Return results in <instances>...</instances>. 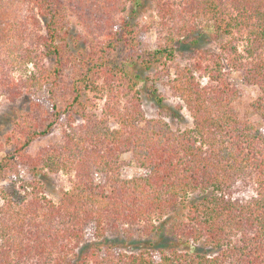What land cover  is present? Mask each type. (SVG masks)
<instances>
[{
  "label": "trees",
  "instance_id": "16d2710c",
  "mask_svg": "<svg viewBox=\"0 0 264 264\" xmlns=\"http://www.w3.org/2000/svg\"><path fill=\"white\" fill-rule=\"evenodd\" d=\"M114 1L104 0L96 21ZM153 1L161 32L157 49L142 48L140 31L127 21L106 31L105 24L99 59L79 60L84 68L64 80L66 53L58 40L64 37L67 6L62 0H33L44 33L37 56L20 45L37 69L28 80L53 84L54 95L63 87V112L72 123L62 130V141L32 155L27 147L48 134L62 112L45 110L35 126L30 115L17 122L14 150L0 160L5 181L0 185V264H264V132L237 116L232 103L239 90L229 78L231 71L240 72L242 81L255 87L251 106L264 119V0ZM187 12L192 20H185ZM205 28L220 39L217 49H198L189 64L176 66L169 84L183 102L178 107L192 117L191 127L175 130L161 116L146 117L124 65L109 72L101 115L86 112L82 90L98 89L89 73H103V62L115 47L129 50L130 63L150 64L160 56L172 58L178 41L197 44ZM47 59L53 68L45 66ZM25 83L0 71V94L9 100L21 95ZM125 93L130 102L120 107L117 98ZM155 99L163 101L161 95ZM30 105L35 112L41 107ZM123 153L145 173L123 177L121 168L128 164ZM21 166L31 178L20 173ZM42 170L68 175L70 186L57 201L45 193L38 178ZM170 215L175 218L166 228L169 248L150 244L134 251L106 242L107 236L120 237L132 228L153 236L157 223Z\"/></svg>",
  "mask_w": 264,
  "mask_h": 264
},
{
  "label": "rangeland",
  "instance_id": "374dc122",
  "mask_svg": "<svg viewBox=\"0 0 264 264\" xmlns=\"http://www.w3.org/2000/svg\"><path fill=\"white\" fill-rule=\"evenodd\" d=\"M85 1L87 3H83V0H62L63 4L67 6L64 10L65 23L62 31L64 37L58 40L64 45L63 49L66 53V76L64 75L62 79H69L80 72V68L83 66L79 60L85 58L92 62V59L96 60L100 56L99 44L106 38L102 29L105 24L107 25L106 31L110 27L118 28L119 25L127 21L134 29L140 31L139 39L142 48L147 50L158 48L161 32L157 30L158 17L153 0H115L108 7L110 8L109 13L99 21L96 20L98 16H101L104 0H99L98 4L90 3L89 0ZM40 19L33 0H0V62H2L0 64H3L0 71H5L15 83L28 82L25 83V86H21L22 93L15 101L9 100L5 94H0V160L14 150L16 137L13 133L20 130L21 126L18 127L17 122H22L24 115L36 118V122L29 121L32 126H35L39 123L37 120L45 115V110L53 111L56 109L62 112L60 120L52 127L51 131L36 138L27 147V152L32 155L51 142L62 141V130L72 123L68 119V114L63 112L65 108L62 101L65 97L63 87L56 89L54 95L51 93L53 84L39 86L36 83H30L31 80H28L29 77L37 74V69L34 63L27 59L20 45L30 49L37 56L39 50L42 49L39 36L44 33L43 23H38ZM190 19V13L187 12L185 20ZM197 38V44L190 41H178L172 58L166 59V57L158 55L160 56L159 59L150 64L141 61L130 63L129 50L122 44L115 47L113 51L108 53L106 61L103 62L104 72L101 73V69L98 71L93 69L89 73L91 83H95L98 89L88 87L82 90V105L86 108V112L101 115L107 99V91L103 89V86L108 88V83L111 82L108 78L111 74L109 72L117 71V66L124 65L128 69L129 77L136 83L137 94L146 117L161 116L175 130L191 127L192 117L185 107H178V105L183 106V102L171 90L169 84L170 79L174 77L176 66L189 64L198 49L216 50L220 41L219 38L213 37L208 28L202 29ZM161 61L164 63L162 64ZM44 64L49 68L54 66L52 59H47ZM229 78L239 90L237 99L232 103L237 116L241 120L250 121L264 132V119L257 115L251 106V102L256 96L255 87L245 84L240 72L231 71ZM116 79L115 83L118 82V77ZM117 84L120 86L121 83ZM153 89L156 91L153 92ZM156 95L163 97L160 104L155 99ZM130 99V95L126 93L117 98L120 107L126 106ZM31 101L40 103L41 107L36 112L30 110ZM113 118H109L111 126L115 125ZM75 119L77 123L80 122L79 117ZM121 158L124 160L123 162L128 163H125L121 168L123 177L130 178L145 173L143 169L134 165L129 153H123ZM3 172L8 174L6 170ZM20 173L26 178H31L22 166ZM2 176L3 174L0 175V185L5 184ZM38 178L42 182L46 195L54 201L58 200L62 190H66L70 186L68 175L61 171L42 170L39 172ZM96 179L97 181H104L101 174H97ZM173 218L175 217L172 215L165 216L161 222H158V229L153 236H142L136 228H132L131 232H125L120 237L107 236L106 242L112 241L122 245V248H126L125 250L132 249L134 251L151 248L150 244H153L155 248H169L172 238L167 234L166 228ZM87 235L89 241H95L91 235V229L88 230Z\"/></svg>",
  "mask_w": 264,
  "mask_h": 264
}]
</instances>
